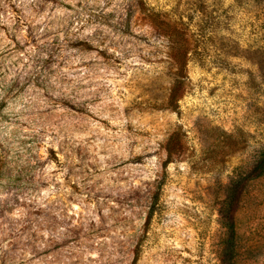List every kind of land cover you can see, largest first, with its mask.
I'll return each mask as SVG.
<instances>
[{"label": "rangeland", "instance_id": "obj_1", "mask_svg": "<svg viewBox=\"0 0 264 264\" xmlns=\"http://www.w3.org/2000/svg\"><path fill=\"white\" fill-rule=\"evenodd\" d=\"M0 264H264V0H0Z\"/></svg>", "mask_w": 264, "mask_h": 264}]
</instances>
